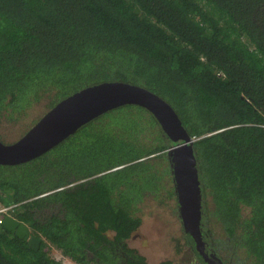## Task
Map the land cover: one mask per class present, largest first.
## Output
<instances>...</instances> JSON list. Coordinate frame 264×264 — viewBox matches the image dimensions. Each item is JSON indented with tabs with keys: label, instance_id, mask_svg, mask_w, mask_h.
Segmentation results:
<instances>
[{
	"label": "trees",
	"instance_id": "trees-1",
	"mask_svg": "<svg viewBox=\"0 0 264 264\" xmlns=\"http://www.w3.org/2000/svg\"><path fill=\"white\" fill-rule=\"evenodd\" d=\"M103 82L171 106L198 137L199 226L216 220L228 249L264 264V0H0V125ZM177 142L126 104L30 160L0 163V204L40 242L0 222V264H62L52 248L76 264H149L127 241L148 197L179 212L167 156Z\"/></svg>",
	"mask_w": 264,
	"mask_h": 264
},
{
	"label": "water",
	"instance_id": "water-1",
	"mask_svg": "<svg viewBox=\"0 0 264 264\" xmlns=\"http://www.w3.org/2000/svg\"><path fill=\"white\" fill-rule=\"evenodd\" d=\"M126 104L148 108L165 134L172 140H178L168 149L167 156L173 162L179 216L185 233L190 234L193 245L200 252L202 242L198 227L201 193L189 139L171 106L148 89L123 82H103L83 88L49 109L18 141L6 144L0 140V163L16 164L30 160L48 151L96 116ZM2 225L27 240L35 250L39 247V240L30 234L25 223L5 216Z\"/></svg>",
	"mask_w": 264,
	"mask_h": 264
},
{
	"label": "rangeland",
	"instance_id": "rangeland-1",
	"mask_svg": "<svg viewBox=\"0 0 264 264\" xmlns=\"http://www.w3.org/2000/svg\"><path fill=\"white\" fill-rule=\"evenodd\" d=\"M46 111L47 109L42 104H38L31 108L24 119L16 123L1 124L2 142L9 143L19 137L29 125L35 123ZM175 204L173 199L165 198L163 194L159 193L158 197L152 195L140 205L142 207L140 210L142 224L127 243L128 247L145 256L149 264H160L163 261H170L171 264H201L195 256V250L192 249L190 234L184 232L182 220L179 218L178 209H175ZM198 230L202 246H207L212 242L210 252L212 251V254L219 259L221 258L222 264H234L232 263L233 260H229V257L234 260H244V264H247V260L241 251L226 247V235L221 223L212 220L203 227L200 225ZM50 253L62 264H76L55 248H52Z\"/></svg>",
	"mask_w": 264,
	"mask_h": 264
},
{
	"label": "flooded vegetation",
	"instance_id": "flooded-vegetation-1",
	"mask_svg": "<svg viewBox=\"0 0 264 264\" xmlns=\"http://www.w3.org/2000/svg\"><path fill=\"white\" fill-rule=\"evenodd\" d=\"M198 177V176H197ZM211 244V245H210ZM209 245H203L202 249H200V252L196 251L195 246L193 245V243H191L192 249L195 250V256L200 260L201 264H214V263H218V264H222L221 263V258L220 261L218 260L219 258L217 256H215L214 254H212V251L210 252V249L212 248V242ZM128 256L124 255V258L121 262H119L118 264H126V260L125 258Z\"/></svg>",
	"mask_w": 264,
	"mask_h": 264
},
{
	"label": "built area",
	"instance_id": "built-area-1",
	"mask_svg": "<svg viewBox=\"0 0 264 264\" xmlns=\"http://www.w3.org/2000/svg\"><path fill=\"white\" fill-rule=\"evenodd\" d=\"M197 139H198V137H197V138L194 137V138L192 139V141L197 140ZM9 209H10L9 207L0 204V222H2V218H3L6 214H8V210H9Z\"/></svg>",
	"mask_w": 264,
	"mask_h": 264
},
{
	"label": "clouds",
	"instance_id": "clouds-1",
	"mask_svg": "<svg viewBox=\"0 0 264 264\" xmlns=\"http://www.w3.org/2000/svg\"><path fill=\"white\" fill-rule=\"evenodd\" d=\"M195 141V140H194ZM194 141H192V139L191 140H189L188 141V143H191V142H194ZM6 216H11L10 214H7ZM14 218V217H13Z\"/></svg>",
	"mask_w": 264,
	"mask_h": 264
}]
</instances>
